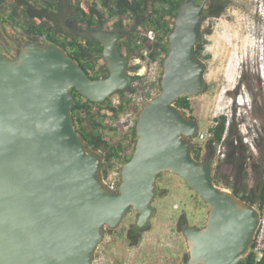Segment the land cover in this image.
Wrapping results in <instances>:
<instances>
[{"label": "water", "instance_id": "obj_1", "mask_svg": "<svg viewBox=\"0 0 264 264\" xmlns=\"http://www.w3.org/2000/svg\"><path fill=\"white\" fill-rule=\"evenodd\" d=\"M208 0H181L162 61L160 92L135 120L136 140L122 162L117 190L100 169L72 117V89L99 102L130 81L119 34L65 21L77 37L102 45L106 77L90 78L62 47L27 41L14 58L0 53V264H92L105 228L130 210L150 220L162 172L179 176L208 206L201 226L182 228L188 264H239L251 247L259 211L214 183L208 162L191 153L198 124L175 105L205 87L195 52Z\"/></svg>", "mask_w": 264, "mask_h": 264}, {"label": "trees", "instance_id": "obj_2", "mask_svg": "<svg viewBox=\"0 0 264 264\" xmlns=\"http://www.w3.org/2000/svg\"><path fill=\"white\" fill-rule=\"evenodd\" d=\"M180 2L181 0H12L10 12L11 18L16 17V12L20 18L19 13L24 12V25L29 34L34 38L41 37L43 42L56 44L65 49L80 63L87 75L95 79L108 75L102 56V45L95 39L75 36L65 24L67 19L82 28L117 32L119 51L127 58V71H131L136 66L131 65L130 61L140 55L142 48L150 49L151 57L160 54L162 65L168 51L167 36L173 28ZM229 2V0H208L203 10L202 21L220 16ZM16 23L20 24L19 20ZM150 29L155 32L153 41L145 36ZM202 48L203 41L199 40L195 46L199 58L202 57ZM130 78L131 81L126 87L113 93L121 97L116 105H112L111 95L103 101L95 102L72 89L75 101L72 107L73 123L85 139L88 148L101 151L103 156L101 176L113 166L115 160L121 162L127 160L134 148L137 137L135 119L129 130L124 131V142H116L105 137V129L117 130L116 125L111 126L106 122L107 119H117L124 111L133 110L136 114L139 111L131 105L129 98H124L126 92L134 90L132 84L135 80L141 77L130 75ZM262 100L264 101V98ZM175 105L184 111H192L188 96L177 98ZM241 122L237 121L234 115L228 117L222 113L215 116L210 126L211 136L203 144L194 142L191 153L196 160L210 164L215 184L230 190L245 202L255 203L260 208L264 202V118L260 122L262 134L252 136L250 145L244 140V135L240 131ZM219 145L224 149L223 155L220 161L214 164ZM128 148L131 151L127 153ZM223 167L228 170L225 171ZM158 193L164 195L157 186ZM187 223L186 215L179 214L176 220L177 227L182 231ZM106 229L111 231L108 227ZM148 229V224L139 227L135 222L128 226L125 234L128 246H138L143 233ZM239 264H264V251L257 259L249 248Z\"/></svg>", "mask_w": 264, "mask_h": 264}, {"label": "rangeland", "instance_id": "obj_3", "mask_svg": "<svg viewBox=\"0 0 264 264\" xmlns=\"http://www.w3.org/2000/svg\"><path fill=\"white\" fill-rule=\"evenodd\" d=\"M229 1L220 16L201 23L199 40L203 41L201 59L205 63L206 84L200 94L189 97L192 111L185 112L197 121L198 129L210 127L219 114L234 115L237 121H242L239 128L250 145L252 136L262 134L260 122L264 118V0ZM148 85L144 77L135 80L134 90L126 92L124 98L129 94L136 97ZM110 100L116 105L121 97L112 94ZM136 115L130 110L122 112L117 119H107L106 122L116 125L117 130L105 129V137L124 142V131L129 130ZM194 142L203 144L204 141L194 136L192 144ZM129 151L130 148L126 149L127 153ZM223 151L219 145L214 164L220 161ZM121 164L115 160L102 177L112 176L118 182ZM113 172L117 175H112ZM158 185L164 195L156 193L154 211L147 223L149 229L143 233L139 245L130 247L126 241V229L137 218V212L130 210L116 227L110 228L111 231L105 228L94 251L93 264H187L186 242L177 227V217L183 213L187 224L201 226L208 206L177 175L162 172L157 179Z\"/></svg>", "mask_w": 264, "mask_h": 264}, {"label": "built area", "instance_id": "obj_4", "mask_svg": "<svg viewBox=\"0 0 264 264\" xmlns=\"http://www.w3.org/2000/svg\"><path fill=\"white\" fill-rule=\"evenodd\" d=\"M145 36L150 41H153L155 39L154 30L152 29L148 30L145 33ZM150 51H151L150 49L142 48L140 51V55L132 58V65L136 66V68L129 71L130 75H137L140 76L141 78L144 77L149 81V85L146 86L144 90L140 92L136 97L135 96L132 97V94H129V96L127 97L125 96V98L131 99V103L138 109L144 104V102L151 99L159 91L160 76L162 71V65L160 64L161 55L157 54L156 56L151 57ZM210 136H211L210 127H202L200 129H197L195 135L198 141H205ZM113 173L114 174L112 175L115 176L117 175L116 172ZM111 177L106 176L102 178L110 189L116 190L120 178L118 177V182H117L116 180H114V178ZM258 211H259L258 226L250 247V250L255 254V257L257 259L262 256V253L264 251V202L260 205Z\"/></svg>", "mask_w": 264, "mask_h": 264}, {"label": "flooded vegetation", "instance_id": "obj_5", "mask_svg": "<svg viewBox=\"0 0 264 264\" xmlns=\"http://www.w3.org/2000/svg\"><path fill=\"white\" fill-rule=\"evenodd\" d=\"M0 3V8L2 9L0 11V53L5 54L8 57L14 58L16 56L17 51L24 46L25 42L31 41L39 43V40L41 41V43L43 42L41 37L34 38L33 35L29 34L26 31L24 25V12L21 11L19 13L20 18L17 16L18 12H16V17L11 18L10 3H7V0H0ZM18 20L20 24L16 23Z\"/></svg>", "mask_w": 264, "mask_h": 264}, {"label": "clouds", "instance_id": "obj_6", "mask_svg": "<svg viewBox=\"0 0 264 264\" xmlns=\"http://www.w3.org/2000/svg\"><path fill=\"white\" fill-rule=\"evenodd\" d=\"M127 72H129V71H127ZM162 72V71H161ZM160 78H161V76H160ZM159 85H160V83H159ZM160 91H158L157 93H159ZM141 108V107H140ZM139 108V109H140ZM138 114V113H137ZM120 182V181H119ZM117 190V189H116ZM258 208V207H257ZM93 262H94V258H93Z\"/></svg>", "mask_w": 264, "mask_h": 264}, {"label": "bare ground", "instance_id": "obj_7", "mask_svg": "<svg viewBox=\"0 0 264 264\" xmlns=\"http://www.w3.org/2000/svg\"><path fill=\"white\" fill-rule=\"evenodd\" d=\"M92 264H93V261H92Z\"/></svg>", "mask_w": 264, "mask_h": 264}]
</instances>
